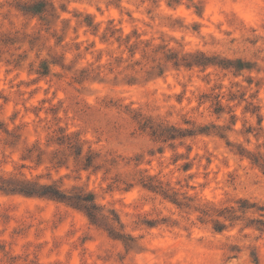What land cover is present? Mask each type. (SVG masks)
Wrapping results in <instances>:
<instances>
[{
  "label": "rangeland",
  "instance_id": "obj_1",
  "mask_svg": "<svg viewBox=\"0 0 264 264\" xmlns=\"http://www.w3.org/2000/svg\"><path fill=\"white\" fill-rule=\"evenodd\" d=\"M0 178V264H264V0H0Z\"/></svg>",
  "mask_w": 264,
  "mask_h": 264
},
{
  "label": "trees",
  "instance_id": "obj_2",
  "mask_svg": "<svg viewBox=\"0 0 264 264\" xmlns=\"http://www.w3.org/2000/svg\"><path fill=\"white\" fill-rule=\"evenodd\" d=\"M37 11H40L39 9H37ZM19 183L14 184V190H19L20 192H24L26 194H30V195H39V194H47L51 197H55L58 199H67V200H73L76 197L73 196H67V193L63 190H61L59 187L56 186H51V185H38L35 182H31L29 180H21L18 181ZM9 188L10 184H6V182L4 180H2L0 178V187H6ZM79 199V202H83L81 207L85 208L87 213L89 214V216L92 219H96V218H101L98 217L97 213H94V209L96 208L95 205H86V202L88 201V199L86 198H81V197H77ZM94 200V196L92 195L90 198V201ZM93 209V210H92Z\"/></svg>",
  "mask_w": 264,
  "mask_h": 264
}]
</instances>
